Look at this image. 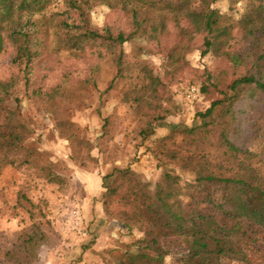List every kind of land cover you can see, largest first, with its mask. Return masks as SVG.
Segmentation results:
<instances>
[{
	"label": "trees",
	"instance_id": "16d2710c",
	"mask_svg": "<svg viewBox=\"0 0 264 264\" xmlns=\"http://www.w3.org/2000/svg\"><path fill=\"white\" fill-rule=\"evenodd\" d=\"M54 1L0 0V47L6 40L13 50L12 64L22 67L21 79L15 75L0 80V103L13 101L18 107L22 93L45 104L70 142L80 131L68 119H61L69 110L61 104L65 97L62 84L29 91L27 72L34 60H44L45 67L53 70L62 62L60 51L70 55L92 51L99 60L109 62L114 74L99 95L115 94L131 111L138 136L145 138L177 113L178 105L164 80L189 65V29L166 31L164 25L187 20L192 31L205 36L204 49H198L203 59L213 33L222 30L231 16L237 20L241 46L233 52L213 54V59L223 63L216 70L203 67L206 74L199 90L209 101L208 108L195 115L192 126L172 127L155 141L159 181L150 187L134 173L124 176L122 185L138 192L143 204L137 210L121 212L119 225L130 233L138 228L142 236L133 251L112 261L164 264L174 255L179 264H222L224 259L250 264L240 242L251 241L256 228L264 242V0H223V8L217 6L221 0H63L65 12L51 15L44 29L35 17ZM95 5L120 13L129 29L94 27L90 9ZM129 44L131 59L124 51ZM152 44L163 56V75H157L142 59ZM91 86L98 90L95 82ZM72 96L75 93L68 91L65 101ZM243 99L252 109L256 104L244 121L250 130L248 142L256 145V151L239 144L236 106ZM103 121L105 135L110 118ZM30 133L16 114L0 112V171L14 165ZM40 171L47 182H62L53 163L48 161ZM116 173L123 172L101 178L105 189L104 182ZM20 200L26 201V197L21 195ZM140 241L153 255L144 253Z\"/></svg>",
	"mask_w": 264,
	"mask_h": 264
},
{
	"label": "rangeland",
	"instance_id": "374dc122",
	"mask_svg": "<svg viewBox=\"0 0 264 264\" xmlns=\"http://www.w3.org/2000/svg\"><path fill=\"white\" fill-rule=\"evenodd\" d=\"M62 1L55 0L43 14L35 17L38 26L48 28L46 21L51 15L65 12ZM224 3L221 0L217 6L223 8ZM90 19L94 27L129 29L120 13L101 5L91 7ZM176 27L188 28L191 38L186 56L188 68L164 80L178 110L148 137L138 136L131 111L119 103L115 94L100 97L114 70L109 62L99 60L92 51L77 55L60 51L62 62L59 67L50 70L45 67L44 60H34L27 72L29 91H46L62 84L65 97L61 104L69 110L61 119H68L80 131L75 133L76 139H70L73 142L66 138V133L58 130L56 120L46 111L45 104L22 93L18 107L13 101L0 103V112L16 114L31 132L22 152L15 157L14 165L0 171V264H106L112 258L121 257L125 251L134 250V243L141 239V230L134 228L130 233L121 228L119 214L139 209L143 199L138 192L122 185L124 176L134 173L150 187L159 181L161 170L157 167L155 141L167 135L172 127H190L196 122L195 115L209 106V101L199 90L206 74L203 67L207 71L216 70L223 63L213 59V54L233 52L242 44L241 29L232 16L222 30L213 33L209 52L203 59L198 49H204L205 36L192 31L187 20L164 25L166 31ZM49 33H52L51 29ZM124 51L131 59L132 46L125 45ZM12 59V47L5 40L0 47V80L15 75L22 78V67L14 66ZM142 59L157 75H163L164 59L154 44ZM92 82L97 84V91L92 89ZM190 87L199 92L193 101L185 99V91ZM68 91H73L75 96L65 101ZM250 105L243 99L236 106L239 144L256 151V145L248 142L250 130L244 122L250 112L256 110V104H253L254 109ZM106 117L110 122L107 134L103 135ZM179 139L176 137L177 141ZM79 140L82 143H78ZM48 161L53 163L55 173L62 179L59 184H51L42 176L40 168ZM116 171L123 173L108 178L104 182L105 189L101 178ZM21 195L26 201L20 200ZM73 209L79 212L80 229H74L70 224L68 215ZM85 215L93 218L91 223L86 221ZM94 223L96 226L91 228ZM95 228L99 230L96 232ZM239 241L237 238L236 242ZM146 246L140 241L144 253L153 255ZM240 246L250 264H264L260 229H254L252 240H243ZM164 264H179L178 257L168 256ZM222 264L241 263L224 259Z\"/></svg>",
	"mask_w": 264,
	"mask_h": 264
},
{
	"label": "built area",
	"instance_id": "2783aa9c",
	"mask_svg": "<svg viewBox=\"0 0 264 264\" xmlns=\"http://www.w3.org/2000/svg\"><path fill=\"white\" fill-rule=\"evenodd\" d=\"M198 90L194 87H190L185 91V99L187 101H193L194 99L197 98L198 95ZM70 224L72 226V228L74 229H80L81 228V219H80V215L79 212L76 209L71 210V212L68 215ZM80 231V230H78ZM82 234H84L82 232Z\"/></svg>",
	"mask_w": 264,
	"mask_h": 264
},
{
	"label": "crops",
	"instance_id": "0c3cea01",
	"mask_svg": "<svg viewBox=\"0 0 264 264\" xmlns=\"http://www.w3.org/2000/svg\"><path fill=\"white\" fill-rule=\"evenodd\" d=\"M85 217L87 218L86 221H89L90 223L92 222L93 218L87 217L86 215H85ZM85 217H84V218H85ZM89 222H88V223H89ZM95 226H96V224L94 223V224L91 226V228H94ZM94 230L97 232L99 229H96V228H95Z\"/></svg>",
	"mask_w": 264,
	"mask_h": 264
}]
</instances>
